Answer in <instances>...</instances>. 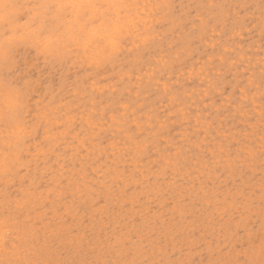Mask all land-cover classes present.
Returning a JSON list of instances; mask_svg holds the SVG:
<instances>
[{
    "label": "rangeland",
    "instance_id": "374dc122",
    "mask_svg": "<svg viewBox=\"0 0 264 264\" xmlns=\"http://www.w3.org/2000/svg\"><path fill=\"white\" fill-rule=\"evenodd\" d=\"M161 2L174 4L175 12L167 17L161 13L162 26L142 59L118 61L109 71L91 74L82 71L77 75L76 69L65 68L71 79L64 81L62 89L58 86L57 103L70 112L69 126L57 125L56 140L45 142L44 147L37 150L33 143L25 148L33 155L21 175L29 182L37 178L47 196L49 187L58 186L48 183L53 171L67 177L81 175L85 169L89 185L85 191L103 187L111 192V206L127 218L121 219L125 228L134 227L133 217L153 207L158 211L149 218L158 219L165 232L177 222L195 223L210 238L212 228L203 221L212 213L205 211L208 202L203 199L202 185L209 186V193H218V201H212L214 209L226 195L233 198L235 194L239 199L245 192L251 206L247 215L259 227L264 175L259 159L264 107L259 0ZM121 127L134 130L150 151L127 160L114 158L111 147L106 146L113 137L122 139ZM252 153L257 156L254 160ZM210 158L219 164L214 167ZM125 193L128 208L121 209L124 200L120 198ZM40 195L41 189H34L33 198ZM167 201H174L175 213L162 207ZM180 209L187 213L183 219ZM62 212L69 219L76 215L75 208L69 210L62 202L50 200L33 215L57 218ZM234 215L239 219V211ZM230 219L231 215L225 223ZM109 220L107 213L98 215L89 228L95 224L99 232ZM220 226L217 217V232ZM232 227L235 230V221ZM154 231L160 238L159 227ZM193 258L199 260L200 256Z\"/></svg>",
    "mask_w": 264,
    "mask_h": 264
},
{
    "label": "snow or ice",
    "instance_id": "6c2138e0",
    "mask_svg": "<svg viewBox=\"0 0 264 264\" xmlns=\"http://www.w3.org/2000/svg\"><path fill=\"white\" fill-rule=\"evenodd\" d=\"M258 7L264 35V0H259ZM34 8L42 11L20 16L22 23L9 18L11 34L5 36L14 64L5 86L11 105L8 119L15 126L16 138L4 146L9 159L0 162V264H264V175L259 227L247 215L251 207L247 193L241 192L239 199L234 198L235 194L233 198L226 195L214 209L212 201H218V193H209V186L202 185L203 199L208 202L205 211L212 213L203 223L212 228L211 238L205 228H197L195 223L189 226L177 222L165 232L158 219L149 218L158 211L153 207L133 217L134 227L125 228L121 219L127 218L111 206V192L103 187L85 191L89 188L85 169L81 175L67 177L53 171L48 183L58 186L49 187L47 196L37 178L29 182L27 176L21 175L33 155L25 148L34 143L38 150L45 142L56 140L53 133L60 130L57 125L69 126L70 112L63 103H57L58 86L62 89L64 81L71 79L65 68L76 69L77 75L82 71L91 74L109 71L118 61H139L162 26L161 13L167 17L175 12L174 4L161 0H45ZM260 118L259 159L264 173V107ZM120 131L124 133L122 139L113 137L111 145L106 146L111 147L114 158L127 160L150 151L134 130L121 127ZM251 158L256 159V154L252 153ZM210 162L214 167L219 164L214 158ZM37 188L41 195L34 199ZM120 199L124 200L120 208L127 209V193ZM49 200L62 202L69 210L75 208L76 215L69 219L68 213L62 212L57 218H34L36 209L46 206ZM164 206L177 211L174 201ZM234 211H239V219ZM105 213L109 223L99 232L95 224L89 228L92 220ZM186 214L180 209L182 219ZM217 217L221 225L218 232ZM156 227L160 238L154 231ZM169 247L173 251L169 252ZM194 255L200 259H194Z\"/></svg>",
    "mask_w": 264,
    "mask_h": 264
},
{
    "label": "clouds",
    "instance_id": "9594fccd",
    "mask_svg": "<svg viewBox=\"0 0 264 264\" xmlns=\"http://www.w3.org/2000/svg\"><path fill=\"white\" fill-rule=\"evenodd\" d=\"M45 0H0V162H6L9 157L4 151V146L15 140V126L8 117L11 112L9 104V91L5 86V78L12 75L14 68L9 51V44L5 36L11 34L12 25L9 18L21 22L20 16H27L30 11H42L34 6L44 3Z\"/></svg>",
    "mask_w": 264,
    "mask_h": 264
},
{
    "label": "bare ground",
    "instance_id": "6f19581e",
    "mask_svg": "<svg viewBox=\"0 0 264 264\" xmlns=\"http://www.w3.org/2000/svg\"><path fill=\"white\" fill-rule=\"evenodd\" d=\"M142 1V0H141ZM145 1V0H144Z\"/></svg>",
    "mask_w": 264,
    "mask_h": 264
}]
</instances>
